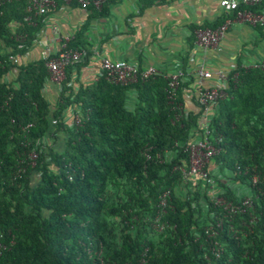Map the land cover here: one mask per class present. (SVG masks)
I'll list each match as a JSON object with an SVG mask.
<instances>
[{"label":"trees","instance_id":"16d2710c","mask_svg":"<svg viewBox=\"0 0 264 264\" xmlns=\"http://www.w3.org/2000/svg\"><path fill=\"white\" fill-rule=\"evenodd\" d=\"M114 1L102 11L89 10L87 26L69 49L84 48L88 55L83 32ZM139 1L151 5L166 0ZM240 8L261 13L264 3ZM29 15L26 0L0 2V234L8 246L0 264H87L91 243L94 249L104 247L109 264H135L146 248L148 264H264V72L242 67L232 71L227 96L209 118L212 139L222 138L211 174L227 179L218 182L229 201L239 204L250 196L254 202L253 211L223 220L219 240L224 251L216 258L205 229L222 210L201 185L188 186L181 196L182 175L174 169L188 163L175 142L185 145L203 132L200 109L176 120L185 95L194 91L195 78L186 74L171 104L163 75L129 87L101 77L75 92L68 85L70 67L52 104L44 95L46 62L9 61L10 55L25 56L38 38L43 17H33L35 26L25 21ZM228 16L190 26V46L198 29L214 30ZM183 69L187 73V63ZM11 71L16 79L10 82ZM69 110L81 116V126L67 124ZM146 146L152 148L148 162L143 156ZM171 149L176 155L170 160L156 159ZM33 150L39 153L34 168L27 159ZM20 165L27 172L15 178ZM254 169L263 178L257 186L251 182ZM168 190L174 209L164 219L166 231L157 237L152 220L160 196ZM253 217L249 230L243 223L250 225Z\"/></svg>","mask_w":264,"mask_h":264},{"label":"crops","instance_id":"0c3cea01","mask_svg":"<svg viewBox=\"0 0 264 264\" xmlns=\"http://www.w3.org/2000/svg\"><path fill=\"white\" fill-rule=\"evenodd\" d=\"M261 13L264 15V9ZM223 15L219 0H166L151 5H144L139 0H115L107 5L104 15L92 18L83 32L89 53L78 65L71 66L68 85L77 92L81 87L87 88L98 82L102 77L103 57L126 60L143 69L154 66L165 78L185 63L187 68L203 66L215 73H231L239 67L254 69V66L262 64L263 27L236 24L218 48L207 52L200 49L196 42L194 47L190 46V26L215 22ZM89 16L90 13L78 5L58 2L57 7L43 17L38 38L25 61L41 60L44 54L56 55L64 37L70 35L75 38L87 26ZM189 71L193 72L191 69ZM7 79L14 81L16 72L11 71ZM215 85V78L204 81L206 87ZM193 90L195 92L189 91L184 98L186 112L199 109L195 102L197 81ZM60 92L61 88L57 84L47 82L44 95L49 102L55 104ZM73 117V111L69 110L67 124H73ZM47 144L52 142L48 140ZM220 176L223 177L218 174Z\"/></svg>","mask_w":264,"mask_h":264},{"label":"built area","instance_id":"2783aa9c","mask_svg":"<svg viewBox=\"0 0 264 264\" xmlns=\"http://www.w3.org/2000/svg\"><path fill=\"white\" fill-rule=\"evenodd\" d=\"M18 0H0V2H13ZM28 2V12L29 16L25 19L26 22L35 25L33 23V17H44L49 14V12L57 7L58 2H62L66 5H72L76 3L82 10L89 12L91 8H95L98 11H102L104 6L111 0H26ZM264 3V0H219V6L221 7L224 14L231 15L227 17L225 22L218 28L197 30L195 32L196 45L200 47L203 51L207 52L211 49L218 48L226 37L230 29H232L236 24L244 23L252 27H263L264 28V15L263 13H255L251 10L241 9V5L245 7L252 8L260 6ZM57 32V28L54 29ZM74 39L72 36L64 37L61 48L56 55H45L42 60L46 62V66L49 72V81L57 84L59 88H62L63 83L67 78V69L71 66L78 64L81 60L86 57V49H76L71 50L68 48L69 43ZM28 53L25 56L22 55H10L9 61L16 65H21L25 61ZM102 77L106 79L110 84L129 87L135 85L139 82H146L150 79L161 76V72L154 66H149L146 68H140L126 60H113L109 57H103L101 61ZM193 70V72L189 70ZM254 69H259L264 72V62L260 65L254 66ZM192 75L197 81V103L199 109L203 113L202 130L200 137L197 139H192L185 145L179 142H175V149L182 148L183 153L188 156V163H185L181 167L174 168L176 171H180L182 175L183 185L196 186L201 185L203 190L206 191L209 200L222 210V216H219L215 224H211L205 229V234L210 240V250L216 258H220L224 251V246L219 240L220 232L223 229V220H232L238 215L246 214L254 209V202L252 197L247 196L243 198L239 204L229 201L224 197V190L219 187L218 180L220 182L227 183V179L223 176L218 177V179L211 174V167L213 165L214 158L220 153L221 149L218 144L222 142V138L211 137V131L208 128L209 118L214 114L215 106L223 100L227 94V83L229 73L227 72H213L206 69L203 66H198L197 68L188 67L187 73L181 67L174 74L166 78L168 80V99L171 104H174L176 92L180 87L181 80L187 75ZM236 74L235 77H237ZM217 80V85L213 87L204 86L205 80ZM182 114L176 117V120H180L183 114L187 112L182 106L179 107ZM73 123L76 126H81L82 118L79 114L74 115ZM29 125L25 130L30 128ZM44 149L42 146L41 151ZM151 147L146 146L143 150V156L146 161H150L151 157ZM167 150L164 154H157L156 159L160 163H164L170 160L173 155H176V150ZM39 158V153L33 150L28 156V165L32 168L36 166L37 160ZM22 162H20L21 164ZM27 172L25 167L21 165L15 173V178H22V176ZM222 177V178H221ZM70 180L73 179L72 176L69 177ZM262 176L257 172L256 169L253 170L251 182L253 186H257L262 182ZM195 190V189H194ZM171 191L168 190L163 193L157 204V212L152 220V229L158 237L160 234L164 233L168 227V224L164 222L165 217L170 209H174L171 205ZM255 222L253 217L250 220V225L244 224L249 230H251V225ZM233 230V227H232ZM0 234V256L4 251L8 250V246L2 242ZM13 244V242H12ZM149 249L146 248L142 254V257L135 264H148ZM87 253L89 255V260L91 263L87 264H109L105 259L104 247L102 245L99 248L94 249L93 243L87 247ZM134 264V263H129Z\"/></svg>","mask_w":264,"mask_h":264},{"label":"rangeland","instance_id":"374dc122","mask_svg":"<svg viewBox=\"0 0 264 264\" xmlns=\"http://www.w3.org/2000/svg\"><path fill=\"white\" fill-rule=\"evenodd\" d=\"M24 62H26V61H24ZM187 188H188V186H185V185H183L182 187L179 188V193L181 196L184 197L187 194V192H188Z\"/></svg>","mask_w":264,"mask_h":264}]
</instances>
